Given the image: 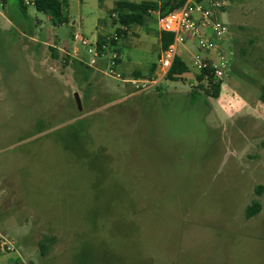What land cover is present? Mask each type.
Masks as SVG:
<instances>
[{
    "label": "rangeland",
    "instance_id": "rangeland-1",
    "mask_svg": "<svg viewBox=\"0 0 264 264\" xmlns=\"http://www.w3.org/2000/svg\"><path fill=\"white\" fill-rule=\"evenodd\" d=\"M119 1L158 9L118 41L123 75L151 77L158 11L180 0H70L57 28L0 0V264H264V0H224L234 58L219 98L182 49L190 72L146 92L102 61L77 76L73 33L116 34Z\"/></svg>",
    "mask_w": 264,
    "mask_h": 264
},
{
    "label": "built area",
    "instance_id": "built-area-1",
    "mask_svg": "<svg viewBox=\"0 0 264 264\" xmlns=\"http://www.w3.org/2000/svg\"><path fill=\"white\" fill-rule=\"evenodd\" d=\"M35 0H24L27 7L34 8ZM226 3L224 0H186L179 8L158 16V30L174 36L173 43L162 50L159 59V71L145 79L126 78L121 72V55L114 49L113 43L120 37L116 33L107 37L101 47L98 39H91L79 31L72 35L73 41L87 52L86 66L98 69V63L104 62L103 73L124 84H131L137 92H146L152 87L167 81L175 59L182 57L181 49L191 57L192 67L196 72L210 79L212 84L224 83L232 71L234 51L231 43L230 24L226 20ZM113 17H117L114 14ZM123 30H128L122 27ZM112 54L106 58L107 50ZM190 48H194L192 50ZM7 249L12 250L3 242Z\"/></svg>",
    "mask_w": 264,
    "mask_h": 264
},
{
    "label": "trees",
    "instance_id": "trees-1",
    "mask_svg": "<svg viewBox=\"0 0 264 264\" xmlns=\"http://www.w3.org/2000/svg\"><path fill=\"white\" fill-rule=\"evenodd\" d=\"M186 0H180L178 3L170 8L165 10V5L160 7V15H165L184 4ZM7 0H2V4H5ZM18 4V13L23 19V22H27L29 7L24 4V0H17ZM170 4L168 3L167 6ZM69 6V0H35L34 9L39 13H44L49 15L52 25L57 28L60 25L68 23V17L66 16V10ZM158 10L156 7L150 3H135L130 1H119L116 3L114 12L117 14V19H114L115 24H120V28L117 29V34L119 37L127 34L128 30L134 26H144L146 25L148 19L152 17L151 12ZM122 27L127 28L128 30H123ZM99 46L101 47L106 43L107 37L99 36ZM160 41L162 50H166L174 41V36L169 33H161ZM114 49L119 52L118 42L113 43ZM69 64L72 65L74 72L77 76H82L84 81H87L93 73V69L86 66L82 60L72 59L69 61ZM190 67L182 57H177L175 59L174 65L167 76V81L175 82L185 74L190 72ZM155 74V68L150 72V76ZM231 74V73H230ZM141 74H138L137 77H141ZM196 83L198 88L202 90L204 94L212 98H219L222 90V84H212L210 79H206L205 76L197 72L196 74ZM81 83V82H80ZM204 95L199 93L197 90H194L191 93L192 102L196 103ZM262 211V204L259 201H254L246 209V217L251 219L258 215ZM55 240L46 238L40 245L43 254H46Z\"/></svg>",
    "mask_w": 264,
    "mask_h": 264
},
{
    "label": "water",
    "instance_id": "water-1",
    "mask_svg": "<svg viewBox=\"0 0 264 264\" xmlns=\"http://www.w3.org/2000/svg\"><path fill=\"white\" fill-rule=\"evenodd\" d=\"M75 100H76V103H77V106H78V109L80 111L83 110V107H82V103H81V99H80V96L78 93H75Z\"/></svg>",
    "mask_w": 264,
    "mask_h": 264
},
{
    "label": "crops",
    "instance_id": "crops-1",
    "mask_svg": "<svg viewBox=\"0 0 264 264\" xmlns=\"http://www.w3.org/2000/svg\"><path fill=\"white\" fill-rule=\"evenodd\" d=\"M69 4H70V0H69ZM68 7H69V6H68ZM157 28H158V27H157ZM158 31H159V30H158ZM82 34H83V33H82ZM83 35H84V34H83ZM85 36H86V35H85ZM87 37H88V36H87ZM59 50H60V51H64L62 48H59ZM77 51H78V49L75 50V52H77ZM120 55H121V53H120ZM75 58H76V57H75ZM182 58H183V57H182ZM77 59H78V58H77ZM121 61H122V60H121Z\"/></svg>",
    "mask_w": 264,
    "mask_h": 264
},
{
    "label": "flooded vegetation",
    "instance_id": "flooded-vegetation-1",
    "mask_svg": "<svg viewBox=\"0 0 264 264\" xmlns=\"http://www.w3.org/2000/svg\"><path fill=\"white\" fill-rule=\"evenodd\" d=\"M229 11H228V9H227V11H226V15L228 16V19H229ZM230 23V22H229Z\"/></svg>",
    "mask_w": 264,
    "mask_h": 264
}]
</instances>
